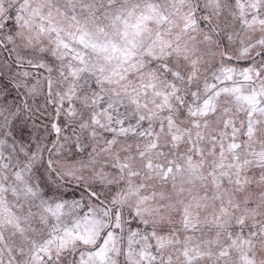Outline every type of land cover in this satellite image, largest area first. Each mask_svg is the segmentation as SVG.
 <instances>
[{
  "label": "snow or ice",
  "instance_id": "1",
  "mask_svg": "<svg viewBox=\"0 0 264 264\" xmlns=\"http://www.w3.org/2000/svg\"><path fill=\"white\" fill-rule=\"evenodd\" d=\"M0 264H264V0H0Z\"/></svg>",
  "mask_w": 264,
  "mask_h": 264
}]
</instances>
